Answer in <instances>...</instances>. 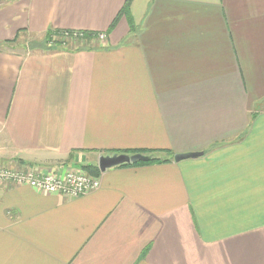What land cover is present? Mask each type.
Masks as SVG:
<instances>
[{
    "label": "crops",
    "instance_id": "0c3cea01",
    "mask_svg": "<svg viewBox=\"0 0 264 264\" xmlns=\"http://www.w3.org/2000/svg\"><path fill=\"white\" fill-rule=\"evenodd\" d=\"M125 2L0 0L1 164L160 158L75 198L0 182V264H264V0H130L109 29Z\"/></svg>",
    "mask_w": 264,
    "mask_h": 264
},
{
    "label": "built area",
    "instance_id": "2783aa9c",
    "mask_svg": "<svg viewBox=\"0 0 264 264\" xmlns=\"http://www.w3.org/2000/svg\"><path fill=\"white\" fill-rule=\"evenodd\" d=\"M84 31L67 30L65 38L76 39ZM100 42L106 39L105 32H96ZM51 44V43H50ZM36 167H10L0 163V182H10L17 185H26L40 192L58 194L67 198H75L86 192L96 189L100 185L99 175H92L80 166L70 168L64 172H40Z\"/></svg>",
    "mask_w": 264,
    "mask_h": 264
},
{
    "label": "trees",
    "instance_id": "16d2710c",
    "mask_svg": "<svg viewBox=\"0 0 264 264\" xmlns=\"http://www.w3.org/2000/svg\"><path fill=\"white\" fill-rule=\"evenodd\" d=\"M129 1L130 0H126L124 6L121 8L120 10V13L116 16V18L113 20L112 24L110 25V28H113L115 26V24L117 23L118 19L120 18V16L122 14H124L125 16H127L129 19H130V15H129V12H128V5H129ZM130 28L133 27V23H130ZM67 31V30H63V29H51V30H48L45 34V38H44V42L46 44H50V48H57L58 46H62V45H66V43L69 44V42L73 41V43L75 44H82V43H88L90 39L92 38H96V35L97 33L95 32H83L82 33V36L79 37V38H76V39H72V38H65L64 36V32ZM69 39V41L67 42V40ZM4 43L6 44H10L9 41H5ZM5 44V45H6ZM141 152V153H145L144 150H134V151H131L129 153H134V152ZM126 153V152H125ZM149 153H152V152H149ZM160 158L157 157L155 154H152L151 155V158L147 161H136V162H133V163H123V164H120L121 166H126V165H130V164H146V163H152L154 161H159ZM163 161H166L168 159H162ZM84 171L92 174V175H97L98 174V168L96 166H93V165H90V164H85V165H81L80 166Z\"/></svg>",
    "mask_w": 264,
    "mask_h": 264
},
{
    "label": "water",
    "instance_id": "95a60500",
    "mask_svg": "<svg viewBox=\"0 0 264 264\" xmlns=\"http://www.w3.org/2000/svg\"><path fill=\"white\" fill-rule=\"evenodd\" d=\"M201 151H192L184 153L173 154L174 161H180L185 158H194L201 155ZM151 158V155L141 152L134 153H113L111 155H100L98 158V168L100 171L105 170L113 166H117L123 163H133L136 161H147Z\"/></svg>",
    "mask_w": 264,
    "mask_h": 264
},
{
    "label": "rangeland",
    "instance_id": "374dc122",
    "mask_svg": "<svg viewBox=\"0 0 264 264\" xmlns=\"http://www.w3.org/2000/svg\"><path fill=\"white\" fill-rule=\"evenodd\" d=\"M69 41V39L67 40V42ZM71 42H73V41H71ZM71 42H69V44L71 43ZM25 168H28L29 166H24ZM31 167H34V166H31ZM38 169V167H36L35 168V170H37ZM39 171V170H38ZM47 172V171H46Z\"/></svg>",
    "mask_w": 264,
    "mask_h": 264
}]
</instances>
